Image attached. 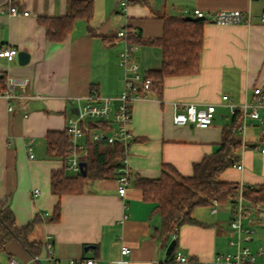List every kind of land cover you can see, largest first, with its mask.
<instances>
[{"label":"crops","instance_id":"crops-1","mask_svg":"<svg viewBox=\"0 0 264 264\" xmlns=\"http://www.w3.org/2000/svg\"><path fill=\"white\" fill-rule=\"evenodd\" d=\"M72 1L0 0V47L12 46L30 55L26 64L19 63L18 55L12 61L0 58V90L13 81L15 94L9 100L0 96V201L10 206L19 227L38 218L30 239L43 243L41 253L33 256L11 240L0 246V264H11V257L21 264H51L49 244L59 264L79 258H95L102 264H163L168 245L158 233L162 218L143 199L136 180L124 196L116 177L98 179L82 193L56 195L51 174L64 167V160L49 154L46 135L64 131L68 117L90 96L121 94L125 70L119 56L130 41L137 42L142 75L161 69L162 49L148 41L163 36L166 16L196 18L194 10L200 9L208 20L203 25L199 72L166 76L161 90L151 88L133 102V137L125 159L127 169L138 178H159L165 166L192 175L195 162L218 150L231 123L233 114L223 96L240 105L251 100L255 87L264 95V0H93L90 21L76 18L64 40H51L39 18L69 14ZM11 6L20 14H11ZM222 10L242 11L250 22H214L212 15ZM122 30L127 37L118 36ZM177 102L215 104L213 123L207 128L176 125ZM250 127L244 136L239 133L243 167L227 168L221 181L264 184V124ZM59 202L61 214L55 221ZM192 215L199 223L178 229L179 250L187 257L179 264H221L217 257L229 247L232 206H200ZM245 223L256 228L247 245L257 263L264 264V207L250 210ZM123 245L130 247L129 254L122 255ZM86 246L91 248L85 250Z\"/></svg>","mask_w":264,"mask_h":264},{"label":"trees","instance_id":"trees-1","mask_svg":"<svg viewBox=\"0 0 264 264\" xmlns=\"http://www.w3.org/2000/svg\"><path fill=\"white\" fill-rule=\"evenodd\" d=\"M92 16L93 0H73L69 14L55 17L42 16L39 21L45 26L51 40L62 41L71 31L76 18L90 21ZM188 17L187 14L166 16L163 36L148 41L159 45L163 55L162 68L151 70L146 75L152 79L154 90L163 88L166 76L193 75L199 72L205 19L198 17L188 19ZM89 32L92 33L93 30L89 28ZM131 37L140 40L139 36L131 34ZM130 43L137 44L134 41ZM99 124L108 125V123ZM240 124L241 112L238 110L232 115L231 123L225 130L224 140L218 150L195 162L192 175L183 176L175 169L165 166L159 178H138L135 181L143 192V199L152 203L154 212L160 214L162 218V226L158 233L165 238V246L173 238L177 241L173 252L167 255L163 264H179L175 260L177 252L180 251L178 229L186 223H199L192 215L195 208L211 206L215 202L236 204L240 195L248 211H257L264 207V184L241 185L238 182H225L219 179L224 170L239 162L238 150L243 145V140L239 137ZM46 141L49 154L65 161L70 149V137L66 129L49 131ZM126 152L125 145L120 142L87 143L82 157V161L87 163L86 174L71 173L66 170L65 165L62 169L52 171V192L59 196L82 193L86 186L98 179L118 178L126 168ZM60 214L59 202L54 208L52 220H59ZM38 220L35 218L29 224L19 227L10 206L0 201V228L3 233L0 246L4 247L9 241L17 240L31 255H39L43 243L30 239L32 229Z\"/></svg>","mask_w":264,"mask_h":264},{"label":"built area","instance_id":"built-area-1","mask_svg":"<svg viewBox=\"0 0 264 264\" xmlns=\"http://www.w3.org/2000/svg\"><path fill=\"white\" fill-rule=\"evenodd\" d=\"M11 2L12 0H6ZM10 12L13 15L20 14L15 6H11ZM29 12L25 11L24 15ZM194 15L201 19H207V16L200 9L194 10ZM211 19L219 24H239L249 23L250 17L239 10L227 11L222 10L214 13ZM264 22V13L262 14ZM119 37H127V31L122 30L118 33ZM138 45L128 43L127 46L120 52L119 63L124 68V89L121 94L115 97H100L90 96L86 102L79 103L77 112L72 114L67 119L66 131L70 137L69 153L64 161L66 170L71 173H81L80 163L82 155L85 154L86 144L106 141L110 144L120 142L127 147L133 137L130 125L133 120V102L140 97L146 96L152 88V79L144 76L140 72V67L136 59ZM18 55V49L12 46L0 47V58L8 61L14 60ZM0 96L7 100L15 97L13 92V81L11 85L4 91L0 90ZM223 100L227 101L231 113L236 111L241 112V124L239 131L244 136L246 129L255 124H264V95L261 87L253 89V97L251 100L245 101L240 105L230 102L228 95L223 96ZM177 111L174 115V123L179 126L195 125L200 128L209 127L214 119L217 106L208 104L204 107H198L195 103H176ZM9 110L12 107L9 106ZM99 123H108L103 126ZM264 152V148L262 149ZM30 157H34L32 146H29ZM236 167L242 168L243 165L239 161L235 164ZM138 177H135L126 168L118 177L119 194L124 196L128 186ZM38 194L39 190L36 189ZM216 204V202H215ZM216 212V208L212 209ZM249 211L243 203V197H238V202L234 206L233 216L230 221V241L229 245L234 248L233 251L219 254L217 260L221 264H258L257 256L246 243L251 240L256 228L252 224L245 223ZM49 244V253L47 258L51 264H59L54 259ZM131 252L130 247L123 245L121 248L122 255H127ZM38 259V257H35ZM175 260L179 263L187 262V257L181 251L176 254ZM11 264H21L20 261L11 257ZM69 264H102L100 260L95 258H79L70 259Z\"/></svg>","mask_w":264,"mask_h":264},{"label":"water","instance_id":"water-1","mask_svg":"<svg viewBox=\"0 0 264 264\" xmlns=\"http://www.w3.org/2000/svg\"><path fill=\"white\" fill-rule=\"evenodd\" d=\"M188 19H193V17L189 16ZM18 58H19V63L20 64H26L29 61V59H30V55L27 52H25V51H19ZM75 111L77 112V109H74V112ZM80 166H81V173L82 174H86L87 163L85 161H82L80 163ZM176 243H177V241H176L175 238H173L170 241V243L168 244L167 249H166V254L167 255H170L173 252V250H174V248L176 246ZM89 248H91V246H86L85 250H88Z\"/></svg>","mask_w":264,"mask_h":264},{"label":"rangeland","instance_id":"rangeland-1","mask_svg":"<svg viewBox=\"0 0 264 264\" xmlns=\"http://www.w3.org/2000/svg\"><path fill=\"white\" fill-rule=\"evenodd\" d=\"M252 127H248L247 128V132L251 129ZM229 205V203L228 204H221V207H223V206H228ZM230 205L232 206V216H233V211H234V206H235V204H233V203H230ZM231 216V217H232ZM234 250V248L233 247H231L230 245H229V247L227 248V251H224L223 252V254L224 253H227V252H230V251H233Z\"/></svg>","mask_w":264,"mask_h":264}]
</instances>
